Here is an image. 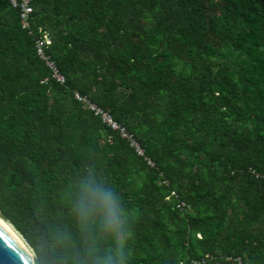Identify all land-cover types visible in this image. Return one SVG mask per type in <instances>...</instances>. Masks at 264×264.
<instances>
[{"label": "trees", "instance_id": "obj_1", "mask_svg": "<svg viewBox=\"0 0 264 264\" xmlns=\"http://www.w3.org/2000/svg\"><path fill=\"white\" fill-rule=\"evenodd\" d=\"M32 7L0 0V214L35 264H264V0Z\"/></svg>", "mask_w": 264, "mask_h": 264}, {"label": "built area", "instance_id": "obj_2", "mask_svg": "<svg viewBox=\"0 0 264 264\" xmlns=\"http://www.w3.org/2000/svg\"><path fill=\"white\" fill-rule=\"evenodd\" d=\"M11 2L15 7L20 8L22 23L24 27L25 28L29 27L30 26L29 17L33 11L32 0H11ZM50 42L51 40L49 36H41L36 40L38 51L42 56L45 55V44L46 43L48 44ZM48 66L53 71V78L59 84L61 85L67 84V77L63 76L59 72L53 60L51 59L48 60ZM75 96L76 99L83 105L84 109L93 112L97 117H100L103 120V122L107 124L112 130L119 132V134L122 137L129 139L131 141V144L135 146V148L140 154L144 153V150L141 147L138 140L136 139V137L129 130H127L126 127L118 123L109 110L100 107L98 104L93 102L90 97L83 95L81 92H76ZM173 196L178 198V195L175 192H173ZM178 207L181 209H185V208L190 209L185 202H180ZM238 262L242 264L241 259H238Z\"/></svg>", "mask_w": 264, "mask_h": 264}, {"label": "water", "instance_id": "obj_3", "mask_svg": "<svg viewBox=\"0 0 264 264\" xmlns=\"http://www.w3.org/2000/svg\"><path fill=\"white\" fill-rule=\"evenodd\" d=\"M32 256L35 264V255H30L23 244L0 223V264H25Z\"/></svg>", "mask_w": 264, "mask_h": 264}, {"label": "bare ground", "instance_id": "obj_4", "mask_svg": "<svg viewBox=\"0 0 264 264\" xmlns=\"http://www.w3.org/2000/svg\"><path fill=\"white\" fill-rule=\"evenodd\" d=\"M0 223L4 227H6L23 244V247L27 249L28 253L32 255V251L28 248V245L26 244V241L23 239V237L15 230V228L11 224H9L6 220L1 217V214Z\"/></svg>", "mask_w": 264, "mask_h": 264}, {"label": "clouds", "instance_id": "obj_5", "mask_svg": "<svg viewBox=\"0 0 264 264\" xmlns=\"http://www.w3.org/2000/svg\"><path fill=\"white\" fill-rule=\"evenodd\" d=\"M25 264H34L32 256H30L29 259L26 260Z\"/></svg>", "mask_w": 264, "mask_h": 264}, {"label": "rangeland", "instance_id": "obj_6", "mask_svg": "<svg viewBox=\"0 0 264 264\" xmlns=\"http://www.w3.org/2000/svg\"><path fill=\"white\" fill-rule=\"evenodd\" d=\"M32 251V250H31Z\"/></svg>", "mask_w": 264, "mask_h": 264}]
</instances>
